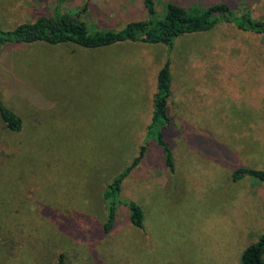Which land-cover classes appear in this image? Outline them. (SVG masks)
Wrapping results in <instances>:
<instances>
[{
  "label": "rangeland",
  "instance_id": "374dc122",
  "mask_svg": "<svg viewBox=\"0 0 264 264\" xmlns=\"http://www.w3.org/2000/svg\"><path fill=\"white\" fill-rule=\"evenodd\" d=\"M169 1L223 2L264 20V0H152L153 13L144 0H65L61 9L80 14L86 2L90 29H119L162 16ZM58 5L0 0V27ZM167 56L164 139L173 172L146 139ZM0 98L23 121L11 131L0 120V264H56L60 254L64 264H240L264 232V181L231 179L239 165L264 169V33L220 20L180 36L170 52L136 42L0 46ZM141 145L115 224L103 233V190ZM126 200L142 207V229L132 225Z\"/></svg>",
  "mask_w": 264,
  "mask_h": 264
},
{
  "label": "trees",
  "instance_id": "16d2710c",
  "mask_svg": "<svg viewBox=\"0 0 264 264\" xmlns=\"http://www.w3.org/2000/svg\"><path fill=\"white\" fill-rule=\"evenodd\" d=\"M65 0H58L49 14H42L33 21L23 22L10 29L0 27V46L33 42L48 44L72 43L82 48H100L123 42H136L144 44H163L170 52L174 42L182 35L208 31L225 20L237 24L241 29L253 33H264V20L253 18L243 12L235 14L231 7L223 2L212 5H192L187 8L179 3L169 1L162 16L148 20L135 19L128 21L119 29L96 28L90 29L82 18L89 5L85 2L80 14L63 11L61 4ZM146 9L153 13L152 0H144ZM170 58L166 57L157 73L156 90L153 95V111L150 122L146 128V139L153 140L161 147L165 166L173 172L174 159L172 151L164 139V131L170 126L171 118L167 111V101L171 95ZM0 120L11 131H19L23 121L0 98ZM190 128H192L190 126ZM148 141V140H147ZM194 146H198L195 144ZM146 151L141 145L138 155L120 173L108 182L103 190L102 198L106 209L105 221L102 225L103 233L111 231L115 224L117 206L122 203L120 193L124 178L136 166ZM254 177L264 181V169H256L239 165L231 172L232 181L244 177ZM130 210V221L137 228H143L144 213L142 207L132 200H126ZM264 232L257 241L248 244L241 253L240 264H264ZM56 264H64L63 255L60 254Z\"/></svg>",
  "mask_w": 264,
  "mask_h": 264
}]
</instances>
